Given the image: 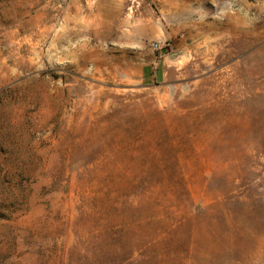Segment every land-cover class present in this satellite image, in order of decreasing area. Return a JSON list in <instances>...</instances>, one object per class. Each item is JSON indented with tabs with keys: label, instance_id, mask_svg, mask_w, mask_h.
<instances>
[{
	"label": "rangeland",
	"instance_id": "obj_1",
	"mask_svg": "<svg viewBox=\"0 0 264 264\" xmlns=\"http://www.w3.org/2000/svg\"><path fill=\"white\" fill-rule=\"evenodd\" d=\"M144 164L188 193L129 264H264V0H0V264L120 263L86 207Z\"/></svg>",
	"mask_w": 264,
	"mask_h": 264
},
{
	"label": "trees",
	"instance_id": "obj_2",
	"mask_svg": "<svg viewBox=\"0 0 264 264\" xmlns=\"http://www.w3.org/2000/svg\"><path fill=\"white\" fill-rule=\"evenodd\" d=\"M127 170L132 173V177L124 180L120 187L115 185L111 170L102 169V185L98 190L100 195L92 196V206L86 208L91 216H96L98 226L110 233V237L127 233L131 241L144 239L140 246L131 243L126 255L117 264H129L140 258L149 259L150 263H154V259L162 263L166 253L151 254L146 249L167 237V230L148 237L141 234V228L149 226L153 219L165 221V213L160 208L171 209L173 205H170V201L174 196L187 195L183 172L178 167L146 164Z\"/></svg>",
	"mask_w": 264,
	"mask_h": 264
},
{
	"label": "crops",
	"instance_id": "obj_3",
	"mask_svg": "<svg viewBox=\"0 0 264 264\" xmlns=\"http://www.w3.org/2000/svg\"><path fill=\"white\" fill-rule=\"evenodd\" d=\"M161 55L157 56V58H154V63H155V67L157 69V72H156V69H155V73H154V76L157 75V78L161 79V78H164L165 76V71L161 70L163 64L165 63V61L163 59H161Z\"/></svg>",
	"mask_w": 264,
	"mask_h": 264
},
{
	"label": "built area",
	"instance_id": "obj_4",
	"mask_svg": "<svg viewBox=\"0 0 264 264\" xmlns=\"http://www.w3.org/2000/svg\"><path fill=\"white\" fill-rule=\"evenodd\" d=\"M153 46L158 47L159 45L157 43H153Z\"/></svg>",
	"mask_w": 264,
	"mask_h": 264
}]
</instances>
